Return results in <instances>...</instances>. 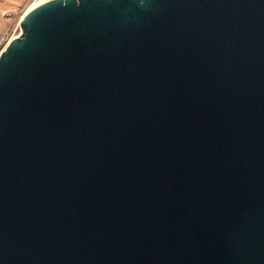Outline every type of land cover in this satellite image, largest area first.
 <instances>
[{"label":"water","instance_id":"water-1","mask_svg":"<svg viewBox=\"0 0 264 264\" xmlns=\"http://www.w3.org/2000/svg\"><path fill=\"white\" fill-rule=\"evenodd\" d=\"M0 54V264H264V0H46Z\"/></svg>","mask_w":264,"mask_h":264},{"label":"crops","instance_id":"crops-1","mask_svg":"<svg viewBox=\"0 0 264 264\" xmlns=\"http://www.w3.org/2000/svg\"><path fill=\"white\" fill-rule=\"evenodd\" d=\"M32 3L33 0H0V39L1 35L12 25L13 21L16 19L15 12L20 10L24 4Z\"/></svg>","mask_w":264,"mask_h":264},{"label":"rangeland","instance_id":"rangeland-1","mask_svg":"<svg viewBox=\"0 0 264 264\" xmlns=\"http://www.w3.org/2000/svg\"><path fill=\"white\" fill-rule=\"evenodd\" d=\"M43 1V0H41ZM39 1V2H41ZM39 2L32 4H24L20 10L16 11V19L13 21L12 25L1 35L0 39V54L7 47L8 43L15 37L21 34L20 19L22 16L34 5L39 4Z\"/></svg>","mask_w":264,"mask_h":264},{"label":"bare ground","instance_id":"bare-ground-1","mask_svg":"<svg viewBox=\"0 0 264 264\" xmlns=\"http://www.w3.org/2000/svg\"><path fill=\"white\" fill-rule=\"evenodd\" d=\"M44 1L39 2V4H36L34 7L30 8L26 13H28L30 10L34 9L35 7L39 6L40 4H42ZM36 3V2H35ZM25 13V14H26Z\"/></svg>","mask_w":264,"mask_h":264},{"label":"built area","instance_id":"built-area-1","mask_svg":"<svg viewBox=\"0 0 264 264\" xmlns=\"http://www.w3.org/2000/svg\"><path fill=\"white\" fill-rule=\"evenodd\" d=\"M39 1H41V0H33L34 3H35V2H39ZM43 1H46V0H43Z\"/></svg>","mask_w":264,"mask_h":264}]
</instances>
